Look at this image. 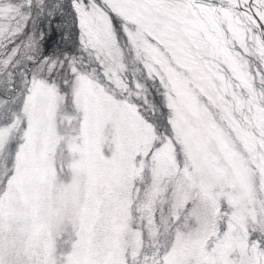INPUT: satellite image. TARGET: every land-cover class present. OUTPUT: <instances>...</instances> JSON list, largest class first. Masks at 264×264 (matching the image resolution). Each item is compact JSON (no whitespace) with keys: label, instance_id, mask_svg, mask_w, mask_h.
Here are the masks:
<instances>
[{"label":"snow or ice","instance_id":"obj_1","mask_svg":"<svg viewBox=\"0 0 264 264\" xmlns=\"http://www.w3.org/2000/svg\"><path fill=\"white\" fill-rule=\"evenodd\" d=\"M0 264H264V0H0Z\"/></svg>","mask_w":264,"mask_h":264}]
</instances>
